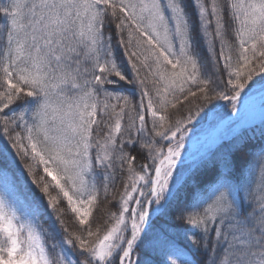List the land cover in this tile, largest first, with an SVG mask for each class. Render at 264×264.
<instances>
[{"label": "snow or ice", "instance_id": "6c2138e0", "mask_svg": "<svg viewBox=\"0 0 264 264\" xmlns=\"http://www.w3.org/2000/svg\"><path fill=\"white\" fill-rule=\"evenodd\" d=\"M0 17V264H264V144L250 181L248 141L186 150L213 100H264V0H3Z\"/></svg>", "mask_w": 264, "mask_h": 264}, {"label": "trees", "instance_id": "16d2710c", "mask_svg": "<svg viewBox=\"0 0 264 264\" xmlns=\"http://www.w3.org/2000/svg\"><path fill=\"white\" fill-rule=\"evenodd\" d=\"M3 2V0H0ZM0 23H3V18L0 17ZM259 82V77H256ZM199 103V101H194L190 106L193 111H195V105ZM219 108V111H218ZM231 111V106L227 101H216L213 100L210 104L205 107V111L201 113L200 117H198L193 125L191 126L193 131L189 134L187 141L199 134H203L208 132L210 129L216 126V124L229 112ZM187 113V109L182 110L181 112L176 114V118H183ZM233 120L229 122L228 128L233 124ZM19 130V129H17ZM248 141L249 146L253 149V153L251 155H246L245 158L238 163V167L243 168L245 172L246 162L249 157H254L257 155L258 151H261V145L264 144V118L259 119L255 124L249 126L248 128L243 129L241 132H233L229 136L224 139H219L214 141V145L209 147L206 151L199 153L196 155L193 160L197 163H201L209 158H211L214 154L218 155L222 152H226L232 145L236 144L238 141ZM186 141V142H187ZM4 143V137L0 134V144ZM198 150L193 152L197 154ZM27 163V161H24ZM40 171L37 170V177L40 175ZM245 175V173H244ZM215 172L211 169L206 170L201 176V183L203 185L208 186V194H210L209 190L212 187V182L215 180ZM245 178V176H244ZM47 179V177H45ZM126 182L125 179L118 178L115 184L111 185V191L107 198L101 195L99 199V203L97 204L94 212L92 223L93 231H96L97 226H100V235L102 236L107 227H109L113 220L110 217L111 213L119 214V197L123 191V185ZM100 180L98 179V184ZM53 195L55 192L53 191ZM63 207V205H61ZM61 219L65 221L66 226L70 231H78V226L74 222L73 218L69 214H64ZM41 222L43 227L51 233V236L48 238L49 242H53V238L55 241L60 239V236L56 234L55 230L52 228V222L46 216L41 217ZM184 225H173L169 228V231L173 234L170 238L173 239L179 247H184L187 243L183 236ZM51 252V249H50Z\"/></svg>", "mask_w": 264, "mask_h": 264}, {"label": "rangeland", "instance_id": "374dc122", "mask_svg": "<svg viewBox=\"0 0 264 264\" xmlns=\"http://www.w3.org/2000/svg\"><path fill=\"white\" fill-rule=\"evenodd\" d=\"M218 111H219V108H218ZM240 111L241 112L237 115V117L235 116L236 117V119L234 120L235 124H234V127L232 128V130L237 129L235 130L237 132L242 131L239 125L241 126L245 122L254 123L256 120H258L260 116H263L264 100H262L260 98V95L257 93L253 96L251 100L248 101L247 106H244V105L241 106ZM231 113H233L232 110L217 123V126L219 125L218 129L214 130L215 129L214 128L210 130L211 131L210 136L208 137L204 136L202 138V135L199 134V135H195L193 138L191 137L192 139L190 138L191 140L189 139L187 141L188 144H186V150L191 152L193 156L194 151L200 150V152H202L203 150H207L209 149V147L214 145V141H217L221 137H224L226 134H228L227 136H229V133H228L229 130H225V129H227L229 126V122H230L229 115ZM230 134H232L231 131H230ZM259 154H260V151H258L257 155H255L254 157H249L247 159L244 176H245V179L249 181L251 180L252 175L257 171L258 164H259ZM211 190H212V187L210 188L209 192H211ZM199 195L201 194H198V196Z\"/></svg>", "mask_w": 264, "mask_h": 264}, {"label": "water", "instance_id": "95a60500", "mask_svg": "<svg viewBox=\"0 0 264 264\" xmlns=\"http://www.w3.org/2000/svg\"><path fill=\"white\" fill-rule=\"evenodd\" d=\"M241 108V107H240ZM239 112V111H238ZM238 112H236V113H231L230 115H229V117L230 118H232V117H234L236 114H238ZM219 128V126H217L214 130H216V129H218ZM210 134V133H209ZM208 134V135H209ZM205 136H207V135H205Z\"/></svg>", "mask_w": 264, "mask_h": 264}]
</instances>
